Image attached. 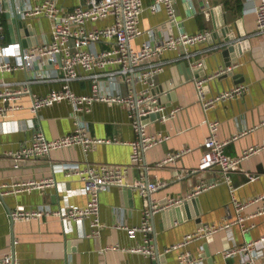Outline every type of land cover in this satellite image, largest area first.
Here are the masks:
<instances>
[{
  "label": "crops",
  "instance_id": "crops-1",
  "mask_svg": "<svg viewBox=\"0 0 264 264\" xmlns=\"http://www.w3.org/2000/svg\"><path fill=\"white\" fill-rule=\"evenodd\" d=\"M41 0L0 1V21L4 37L0 45L31 38L28 47L51 37V21L48 17L24 18L27 33L21 34L17 5ZM72 9L86 0H60ZM140 27L144 30L132 42L140 48L145 41H159L178 33V27L169 21L164 6L153 9L155 0H143ZM258 0H176L175 5L181 29L189 33L202 30L210 32L207 40L193 45L192 49H203L217 41H228L220 50L198 53L205 59L199 74L217 71L228 61L240 64L232 72L213 79L209 84V94L227 87L245 83L248 88L238 97L222 101L215 108L205 112L198 100L193 70L188 61L176 59L180 49L167 50L163 58L168 60L157 78L154 92L159 95L167 110L180 105L183 108L171 119H163L160 113L146 120L148 133H170V138L142 152V167L135 165L127 174V185L113 186L101 193L102 230L93 235L89 221H72L70 224L58 216L44 215L41 219L12 220L11 209L47 206L53 209L75 203L85 205L88 195L84 183L77 176H67L66 169L92 162L131 163L133 146L131 141L140 136L130 117V108L124 103L97 100L91 110L82 111L80 119L87 124L91 133L103 139L89 151L81 145L70 149H58L39 159L23 161L19 167L7 152L15 151L30 142L36 131H44L48 137L71 132L76 127L73 106L68 100L45 106L39 112L31 109L34 94H46L63 86L58 79L33 80V76L44 72L52 77L59 69L47 63L35 61L31 67H19L0 71V91L5 89L2 82H11L12 88L22 83L29 90L18 97L7 98V103L20 105L11 110L5 119H0V191L5 183L24 179H54L56 184L17 193H0V254L14 250L18 264H180V256L190 251L199 264H235L242 260L244 253L228 254V249L253 241L264 235V214L248 218L245 225L235 222L238 214L233 204V194L227 182L222 181L218 171L186 173L199 166L203 156V142L209 135V120L220 121L218 136L231 139L246 131L236 139H231L225 150L232 156H240L252 145H263L260 150L243 159L232 172L234 195L246 201L264 193V34L256 33V5ZM114 21L113 17L97 21L103 26ZM92 25V24H91ZM32 43V44H31ZM234 45L235 50L228 49ZM105 42L95 45L97 49L106 47ZM3 59L0 53V60ZM16 61L15 57H10ZM230 62V63H231ZM92 82L79 80L72 82L78 93L93 90ZM105 90L125 93L129 85L122 81H104ZM0 97V104L4 103ZM185 147L191 150L174 161L162 163L168 154ZM165 181V185L143 195L135 186L139 180ZM201 179H217L221 182L211 189L189 196ZM132 188V189H131ZM185 197L177 205L158 211L150 216L152 224V244L154 255L133 250L146 244L145 234L130 235L119 225L141 223L147 202L165 203L169 199ZM195 200L191 204L188 200ZM253 204L249 210H255ZM197 212V214H194ZM247 210L243 212L246 214ZM234 222L225 227L226 222ZM209 224L221 226L211 235L195 239L184 247L165 251L169 246L181 242L184 237ZM208 245L207 254L204 245ZM264 249V248H263ZM257 264H264V253L256 256ZM0 264H4L0 262Z\"/></svg>",
  "mask_w": 264,
  "mask_h": 264
},
{
  "label": "built area",
  "instance_id": "built-area-1",
  "mask_svg": "<svg viewBox=\"0 0 264 264\" xmlns=\"http://www.w3.org/2000/svg\"><path fill=\"white\" fill-rule=\"evenodd\" d=\"M0 1L2 2V0ZM175 2L176 0H155L151 7L157 9L164 6L168 12L169 21L179 28L178 33L159 41H145L140 48H136L132 41L144 32L140 27L141 14L144 10L143 0H86L85 3H80L72 9L61 4L60 0H41L35 4L26 2L17 5V13H19L22 21L29 17H48L51 21V37L28 47H23L21 40L0 45V53L3 56V59L0 60V71L31 67L35 61L40 62L43 68L47 63L55 65L59 69V73L57 72L52 77L50 74L41 72L34 75L33 80L58 79L63 82V86L46 94H34L31 109L37 113L45 106L68 100L73 106V115L77 124L71 132L55 137H48L42 130L36 131L29 143L18 150L7 152V156L15 160V166L19 167L23 161L44 157L54 150L70 149L77 145H81L87 152L103 141V139L93 135L87 124L79 117L82 111L91 110L93 103L97 100L128 105L133 125L138 129L140 136L130 142L133 151L129 164L87 160L82 165L78 164L74 168L65 170L67 176H77L83 181L84 192L88 195V201L85 205L71 203L58 209L47 206H20L9 211L12 220L41 219L44 215L54 214L67 224L72 221L83 223L87 220L93 235L101 233L103 226L101 193L113 186L127 185L129 169L135 165L142 167V152L164 142L171 136L170 133L164 132L148 133L144 117L152 113H161L163 119H171L177 116L183 108L178 105L168 111L166 105L161 102L159 95L154 92L157 78L168 62L163 58L167 50L180 49L176 59L188 61L194 73L198 100L205 112L215 108L222 101L238 97L247 90L248 86L245 83H239L217 93L209 94L210 82L216 77L234 70L240 63L234 61L212 73L199 74L200 69L205 65V59L199 57L198 53L204 54L220 50L227 46L228 41H217L203 49H192L193 45L207 40L210 32L202 30L189 33L182 30ZM107 17H113L114 21L103 26L95 24ZM256 33L264 34V0H258L256 5ZM4 36L3 25L0 21V37L3 38ZM100 42H105L107 46L97 49L95 45ZM10 57H15L16 61H12ZM79 80L91 81L93 90L87 93L76 92L72 88V82ZM30 81H32L30 78L26 81H20L18 82L19 86L14 88L10 86L11 82H2L5 89L0 91V97L4 98V103L0 104V119H5L11 110L21 107L7 103V98H16L29 90L22 83ZM104 81H122L129 85V88L125 93L112 92L104 89ZM219 127L220 121L209 120L210 132L203 142L204 151L199 166L188 169L186 173L218 171L222 181L229 184L233 194L232 201L238 214L235 222H238L246 230L248 227L245 225V221L248 218L264 214V193L246 201H240L234 195L231 174L239 167L243 159L260 150L263 145H252L245 149L240 156H232L226 152V144L246 131L232 136L231 139L222 140L218 136ZM190 150V147H185L180 151L172 152L163 159L162 163L174 161ZM220 182L217 179H201L189 196L211 189ZM52 184L55 185L56 181L49 178L18 180L5 183L3 186L6 189L0 193L3 196L7 192L32 191ZM163 185H165V181L162 180L145 181L142 179L135 183L143 195H147ZM184 200L185 197H177L169 199L165 203L147 202L141 223L131 226L119 225L127 229L130 235H136L140 231L145 234L146 244L135 247L133 250L154 255L150 216L180 204ZM253 204H259L258 208L248 211ZM245 210L247 213L243 214ZM232 223L234 222H226L224 226L231 227ZM220 227L209 224L199 228L188 233L181 242L167 247L165 251L184 247L195 239L211 235ZM263 248L264 235L243 245L228 249V254L244 253L242 260L235 264H257L256 256L264 253ZM0 262L18 264L15 251L10 249L0 254ZM180 262V264H199L190 251L181 254Z\"/></svg>",
  "mask_w": 264,
  "mask_h": 264
},
{
  "label": "water",
  "instance_id": "water-1",
  "mask_svg": "<svg viewBox=\"0 0 264 264\" xmlns=\"http://www.w3.org/2000/svg\"><path fill=\"white\" fill-rule=\"evenodd\" d=\"M19 28H20V31H21V34L22 35H24L25 33H27V32H29V31H27V29L24 27V23H23V21L21 20L20 22H19ZM28 40H31V38H26V37H23V44L24 45H27L28 44ZM32 44V43H31ZM235 46L234 45H232V46H230L228 49H230V50H235ZM230 62L231 61H228L227 62V65H229L230 64ZM233 71V70H232ZM232 71H230V72H232ZM160 113H152V114H150V115H148V116H146V117H144V119H148L149 117H156L157 115H159ZM132 189V188H131ZM193 201H195V200H192V199H190V200H188V203L189 204H191ZM194 214H197V212H195ZM204 248H205V250H206V252H207V254H209L208 252H209V250H208V245L207 244H205L204 245Z\"/></svg>",
  "mask_w": 264,
  "mask_h": 264
}]
</instances>
